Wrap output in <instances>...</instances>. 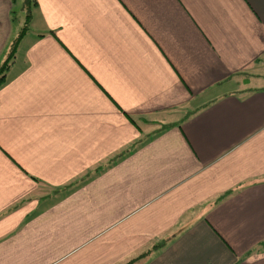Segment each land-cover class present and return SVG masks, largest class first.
<instances>
[{
  "label": "crops",
  "instance_id": "1",
  "mask_svg": "<svg viewBox=\"0 0 264 264\" xmlns=\"http://www.w3.org/2000/svg\"><path fill=\"white\" fill-rule=\"evenodd\" d=\"M15 39L0 264H264V0H0Z\"/></svg>",
  "mask_w": 264,
  "mask_h": 264
},
{
  "label": "trees",
  "instance_id": "2",
  "mask_svg": "<svg viewBox=\"0 0 264 264\" xmlns=\"http://www.w3.org/2000/svg\"><path fill=\"white\" fill-rule=\"evenodd\" d=\"M27 28V26H25ZM25 28L21 31L20 37L25 32ZM16 51H17V40L12 41L11 49L8 56L5 58L4 62L0 65V89L6 84L9 78V72L12 64L16 59Z\"/></svg>",
  "mask_w": 264,
  "mask_h": 264
}]
</instances>
